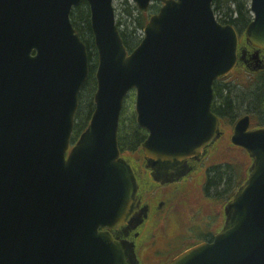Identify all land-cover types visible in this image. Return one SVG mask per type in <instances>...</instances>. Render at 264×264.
Wrapping results in <instances>:
<instances>
[{
  "label": "water",
  "instance_id": "obj_1",
  "mask_svg": "<svg viewBox=\"0 0 264 264\" xmlns=\"http://www.w3.org/2000/svg\"><path fill=\"white\" fill-rule=\"evenodd\" d=\"M145 14L160 4L128 52L113 0H0V264H139L128 232L148 208L120 156L123 102L135 94V122L154 182H178L221 136L213 84L239 63L263 68L264 0H250L244 32L220 24L213 0H131ZM86 3L96 51L94 110L71 146L89 50L72 25ZM230 142L251 160L224 207L211 243L167 264H264V128L244 116ZM126 225L124 238L111 230Z\"/></svg>",
  "mask_w": 264,
  "mask_h": 264
},
{
  "label": "trees",
  "instance_id": "obj_2",
  "mask_svg": "<svg viewBox=\"0 0 264 264\" xmlns=\"http://www.w3.org/2000/svg\"><path fill=\"white\" fill-rule=\"evenodd\" d=\"M157 10L158 6L156 4L150 8L149 14H141L136 8L132 9L131 7H128L125 15H127V18L130 19L131 23L125 25L120 20H117V27L121 39L128 52L132 51L139 44L141 34L139 35L138 33H141L143 27L148 22L150 15L156 13ZM213 10L215 14L222 15V18L218 21L223 25L233 26L242 41L246 27L252 19L249 11V1L213 0ZM133 13L135 14L134 17ZM89 18V10L85 3L74 9L70 15L73 27L82 41L87 45L89 50V60L91 62L89 76L79 95V106L75 116L72 140H76L85 130L94 110L93 97L96 90L94 79L96 51L93 47ZM234 71L243 72L247 78L245 85L227 82L226 79H231L230 77L232 74L227 78L215 81L213 84V101L211 110L220 121L223 130L222 137H225L226 135V131H224L223 128L224 126H234L236 121L245 115L250 117V125L252 128L264 127V68L258 72L250 73L243 65H240ZM145 138V131L137 127L134 118H132L128 126H125L124 120L120 117L118 145L122 154H125L124 152H130L133 154L141 153L140 147ZM230 147L232 146L230 145ZM223 165L222 162H219L217 165H213L212 169L207 171L208 176L205 185L207 190L210 189L211 191H217V189H221L223 190L222 192L225 193L231 185L232 179H230V171L228 166Z\"/></svg>",
  "mask_w": 264,
  "mask_h": 264
},
{
  "label": "flooded vegetation",
  "instance_id": "obj_3",
  "mask_svg": "<svg viewBox=\"0 0 264 264\" xmlns=\"http://www.w3.org/2000/svg\"><path fill=\"white\" fill-rule=\"evenodd\" d=\"M214 147L215 144L207 147L206 158L215 155L211 152ZM134 160L130 163L139 178L138 199L142 206L148 208L144 223L136 230H130L127 237L134 243L139 264H167L191 247L210 243L222 228L225 218L223 208L217 216L216 207L204 202L205 199H214L218 193L205 187L208 173L204 174L200 168L203 160H189L192 167L189 176L168 185L152 181L143 157ZM212 167L210 165L205 172ZM125 228L126 225L111 230V233L124 238Z\"/></svg>",
  "mask_w": 264,
  "mask_h": 264
},
{
  "label": "rangeland",
  "instance_id": "obj_4",
  "mask_svg": "<svg viewBox=\"0 0 264 264\" xmlns=\"http://www.w3.org/2000/svg\"><path fill=\"white\" fill-rule=\"evenodd\" d=\"M113 6L115 8L117 20L118 21L120 20L125 25H127L128 23L130 24L131 23L130 19H128L127 15L125 14H126V9L128 7H131L132 9L135 8L133 3L130 0H114ZM157 6L159 7V5ZM134 16L135 14L133 13V17ZM215 16L217 20H220L222 18V15L219 14H215ZM138 34L140 35L141 33L139 32ZM89 63L91 64L90 60ZM231 74H232V76L230 77L231 79H226L227 82H233L239 85L246 84L247 78L245 77L243 72L241 73L240 71L238 72L233 71ZM231 74H229L227 77H229ZM134 107H135V94L132 91L129 93V95L127 96L124 102V106L121 114V118L124 120L125 126H128L132 118L135 119ZM223 128L224 131H226L225 137H221V139H219V141L215 144V147L211 149V152L215 153V155L210 159L209 158L203 159V162L200 165V168L201 170H203L204 174H207V171L205 172L206 168H208L210 165L213 166L219 162H222L224 164L223 166H228V169L230 171L229 174H230V179H232L231 180L232 182L229 188L227 189V191L223 193L222 192L223 190L217 189L218 194H216L217 196L214 197V199L204 200L205 203L212 206L214 205L216 207L218 213L217 216L219 215L220 210H222L224 203H226V201L233 195L234 191L244 180L250 161L244 150L239 148L237 149L232 148L228 143L229 142L228 140L232 134L233 126H224ZM124 153L125 154L123 156L131 158L134 162H135L134 159H139V157H141V153H134V154L130 152H124ZM213 201H215V203H213ZM197 215L198 214H196V216ZM218 225L220 226V222L218 223Z\"/></svg>",
  "mask_w": 264,
  "mask_h": 264
}]
</instances>
